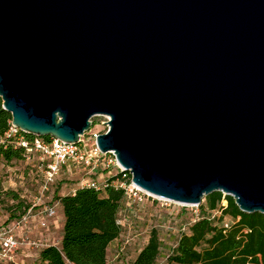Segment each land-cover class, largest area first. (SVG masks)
<instances>
[{
    "label": "water",
    "instance_id": "1",
    "mask_svg": "<svg viewBox=\"0 0 264 264\" xmlns=\"http://www.w3.org/2000/svg\"><path fill=\"white\" fill-rule=\"evenodd\" d=\"M0 99L22 133L113 152L147 194L264 215V0H0Z\"/></svg>",
    "mask_w": 264,
    "mask_h": 264
},
{
    "label": "trees",
    "instance_id": "2",
    "mask_svg": "<svg viewBox=\"0 0 264 264\" xmlns=\"http://www.w3.org/2000/svg\"><path fill=\"white\" fill-rule=\"evenodd\" d=\"M11 119L0 99V163L27 158L15 139L6 137ZM22 134L27 140L35 138ZM115 180L116 176L107 178L108 186L102 191L83 186L72 194H55L63 215L62 238L59 246L41 248L33 264L107 263L108 248L120 235L118 212L124 199L123 190L112 184ZM223 200L227 203L224 209ZM16 205L19 212L17 217L10 215L12 222L19 220L27 210L22 203ZM197 208L198 218L187 232L181 233L167 257V264H264V215L241 212L234 199L221 192L205 196ZM226 221L227 228L224 227ZM160 247L158 233L152 230L132 264H155Z\"/></svg>",
    "mask_w": 264,
    "mask_h": 264
},
{
    "label": "rangeland",
    "instance_id": "3",
    "mask_svg": "<svg viewBox=\"0 0 264 264\" xmlns=\"http://www.w3.org/2000/svg\"><path fill=\"white\" fill-rule=\"evenodd\" d=\"M91 122L93 124L84 136L86 148L94 145L95 139L92 138L94 133L103 134L108 129L105 124L108 122L107 117L96 116ZM46 165L47 160L38 153H33L29 158L21 161L0 163V227L14 220L10 215L18 216L19 210L16 207L18 203L27 206V209H32L25 224L42 221L50 226L49 238L38 236L32 239L23 238L26 242L39 244V246L26 245L34 249V252L49 245H58L62 233L63 215L59 203L54 199L55 194L58 196L71 194L88 182L106 180L108 177L104 174L107 172L108 175L115 173L114 169L105 167L90 171L83 166L67 164L52 182L47 183ZM48 209H52L54 215L48 216L46 214ZM198 214L199 209L195 206L165 203L146 197L142 204L128 199L123 200L118 212L120 235L108 248L106 264H132L147 243L152 230L158 233L161 245L160 255L155 264H167V257L181 233L187 232L189 226L198 218ZM4 260L10 261V259ZM30 262L33 264L36 261L32 259Z\"/></svg>",
    "mask_w": 264,
    "mask_h": 264
},
{
    "label": "built area",
    "instance_id": "4",
    "mask_svg": "<svg viewBox=\"0 0 264 264\" xmlns=\"http://www.w3.org/2000/svg\"><path fill=\"white\" fill-rule=\"evenodd\" d=\"M108 119V118H107ZM85 134L80 137L78 144H68L58 139L51 138L44 140L40 137H35L32 140H27L22 132L14 127L10 122L6 137H12L16 141V145L25 150L27 158L33 153L40 154L47 160L45 178L47 183L52 182L54 177L59 173L63 166L72 164L75 166H83L90 171H95L101 167L106 169H114L116 180L112 183L114 187L123 190L124 199L132 200L138 204H142L143 199L152 198L165 203H172L163 199L156 198L136 187L131 181V174L125 171L117 162L113 152L106 154L101 153L95 143L92 147L86 148L84 141ZM98 134H93L92 138L96 140ZM107 179L101 182L91 181L85 187L93 188L97 191H102L107 188ZM174 204V203H173ZM227 206L225 200L222 201L221 207L224 209ZM197 207V206H195ZM31 208L27 209L25 214L19 219L12 222L10 225L0 227V259H10L20 245L39 246L36 242H26V240H18L15 236V231L20 229L30 216ZM216 213H220L217 211ZM48 216L54 215L52 209L46 211ZM224 227H228V221L224 223Z\"/></svg>",
    "mask_w": 264,
    "mask_h": 264
},
{
    "label": "crops",
    "instance_id": "5",
    "mask_svg": "<svg viewBox=\"0 0 264 264\" xmlns=\"http://www.w3.org/2000/svg\"><path fill=\"white\" fill-rule=\"evenodd\" d=\"M105 177H111L112 175H108V172L104 174ZM74 193V192H73ZM72 194V193H71ZM60 206V205H59ZM61 210V208H60ZM62 213V211H61ZM41 222V224H40ZM27 223L23 225L20 229L15 231V236L18 240H23V238H31L38 236L39 238H49V232H50V226L45 222L42 221H37ZM11 224L8 223L7 225ZM62 227H63V216H62ZM36 233V234H35ZM62 238V233L59 236V242L58 245L54 246H59L60 241ZM41 241V240H40ZM39 252L40 249L35 250L32 248H28L26 245H20L18 249L15 251V254L11 256L10 261L8 260H2L0 259V264H30L31 260L37 261L39 258ZM31 257V258H30ZM31 259V260H30Z\"/></svg>",
    "mask_w": 264,
    "mask_h": 264
}]
</instances>
